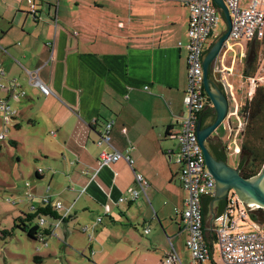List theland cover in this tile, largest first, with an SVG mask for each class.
Here are the masks:
<instances>
[{
  "label": "crops",
  "instance_id": "obj_1",
  "mask_svg": "<svg viewBox=\"0 0 264 264\" xmlns=\"http://www.w3.org/2000/svg\"><path fill=\"white\" fill-rule=\"evenodd\" d=\"M31 1L0 0L4 82L16 81L27 92L20 101L8 98L17 115L5 140L15 150L27 148L25 193L29 198L24 212L44 207L46 198L53 205L61 202L71 209V221H52L48 227L46 222L44 227L53 229V237L60 231L67 242H72L70 228L77 227L88 236L90 259L99 263L111 259L113 264L123 260L164 264L174 249L184 264L182 254L188 248L182 211L187 193L174 157L167 155L176 146L167 139V132L177 128L184 115L187 0ZM32 3L37 20L30 14ZM226 31L216 33L205 55ZM226 44L218 58L219 70L216 63L211 72L227 77L239 103L241 78L254 74L253 65L250 72L247 68L252 42ZM27 71H38L52 94L46 96L31 86ZM5 97L0 90V99ZM107 123H113L111 146L99 145ZM228 123L237 124L233 114ZM222 128L224 135H216L227 145L226 161L238 168L237 140L231 141L233 133ZM113 149L134 159V168L123 160L101 166L102 152ZM135 172L149 182L148 198L141 195L134 202H120L129 197L131 188L137 189ZM216 195L217 189L213 197L203 199H210L205 218L210 243L214 242V220L226 203L218 202ZM155 217L168 242L158 231ZM68 247L77 246L72 242ZM189 254V264H223L216 248L206 262L195 263Z\"/></svg>",
  "mask_w": 264,
  "mask_h": 264
},
{
  "label": "built area",
  "instance_id": "obj_2",
  "mask_svg": "<svg viewBox=\"0 0 264 264\" xmlns=\"http://www.w3.org/2000/svg\"><path fill=\"white\" fill-rule=\"evenodd\" d=\"M230 12L231 30L228 41L238 43L259 42L264 39V0H223ZM30 2H32L30 0ZM190 11L188 29V86L184 96V115L177 128H170L167 139L175 142V148L167 152L168 157H174L178 167V178L184 191L187 193L182 219L187 231L186 246L195 263L206 262L210 259L211 246L219 251L223 264H264V208L247 211L242 201L236 195H230L226 201L224 212L215 220L212 227L214 242H209L206 236L205 217L203 212V199L213 197L216 191V181L206 167L204 153L197 141V121L204 111L209 98L204 87V71L201 64L209 42L217 33L218 26L223 18L214 8L211 0H187ZM30 14L35 20L37 17L36 5L32 3ZM228 44V43H227ZM226 44V45H227ZM181 45V44H180ZM225 45V47H226ZM29 84L37 87L42 94H52L50 88L40 79L38 71H27ZM221 76V74H220ZM5 72L0 68V90L7 97L0 99V114L2 115L3 129L0 132V146L5 142L9 125L17 112L8 102V98L20 101L27 97V92L16 81L4 82ZM224 81H223V79ZM223 90L230 101V111L234 107L237 124H223L232 133L243 132L248 124L249 115L244 110L251 102L259 87H264V74L250 75L241 78L242 91L240 102L234 95V88L227 82V77H221ZM234 104V106H233ZM227 117V119H228ZM226 119V120H227ZM113 123H107L100 134L99 145H109L110 132ZM237 154L241 153L238 145ZM125 161L132 169L135 160L128 154L116 149L112 152L103 151L99 164L110 166L119 161ZM42 172V170H39ZM88 174V172H85ZM137 189L129 190V197L120 199V202L130 200L134 202L144 195L148 198L149 182L135 172ZM49 203V199H44ZM54 208L63 212V216L71 215V209L57 202ZM102 221L98 219V223ZM46 221L42 219L40 225ZM57 227V226H56ZM85 230V228H84ZM87 230V228H86ZM146 234L150 233L147 229ZM43 242V240H42ZM215 243V246H214ZM164 264H183L181 258L173 249Z\"/></svg>",
  "mask_w": 264,
  "mask_h": 264
},
{
  "label": "rangeland",
  "instance_id": "obj_3",
  "mask_svg": "<svg viewBox=\"0 0 264 264\" xmlns=\"http://www.w3.org/2000/svg\"><path fill=\"white\" fill-rule=\"evenodd\" d=\"M225 30H227V26L222 22L217 28V36H220ZM255 50L256 60L253 63V75L260 76L264 74V39L256 42ZM19 85L22 87L21 84ZM222 127L217 130L221 136L224 135ZM243 132L240 131L239 134L234 132L231 137V141L237 140L240 148L243 144ZM5 144L0 156V264H113L111 259L101 263L99 260L96 262L90 259L88 236L80 232L77 227L70 228L71 241L77 246L74 250L72 247H68L72 246V242H67L65 237L60 235V231H58L59 236H52L43 242L33 241L26 233L19 230L15 231L11 237L4 236L3 231L12 230L15 220L21 214L26 215L24 205L27 202L26 196L29 198L25 193L27 148L15 150L8 141ZM18 158L21 159V163L18 162ZM45 220L47 222L46 227L53 221L51 218H45ZM155 221L158 231L163 234V238L168 242L169 236L165 234L156 217ZM37 222L39 221L36 220ZM216 256L219 260V256ZM182 257L184 264H189L191 258L186 248H184ZM38 258H43V261H37ZM126 263L128 262L123 260L115 264Z\"/></svg>",
  "mask_w": 264,
  "mask_h": 264
},
{
  "label": "water",
  "instance_id": "obj_4",
  "mask_svg": "<svg viewBox=\"0 0 264 264\" xmlns=\"http://www.w3.org/2000/svg\"><path fill=\"white\" fill-rule=\"evenodd\" d=\"M211 1L216 11L223 18L227 31L214 42L201 61L204 71V87L215 111V120L208 126H204L202 120L198 122L197 141L204 153L206 167L216 181L217 197L215 199L218 202L227 201L230 195H236L242 201L247 211L264 208V165L258 175L249 179L244 178L239 168H233L226 160H219L209 146L208 141L210 137L216 133L218 128L223 126L230 111V101L224 90L218 86V82H221V76L218 73L212 74L211 70L216 63V68L219 70L220 64L218 63V58L229 39L231 16L223 0ZM255 45L256 42L253 41L248 54V72H250L256 60ZM213 217L211 208V220Z\"/></svg>",
  "mask_w": 264,
  "mask_h": 264
},
{
  "label": "trees",
  "instance_id": "obj_5",
  "mask_svg": "<svg viewBox=\"0 0 264 264\" xmlns=\"http://www.w3.org/2000/svg\"><path fill=\"white\" fill-rule=\"evenodd\" d=\"M249 74V73H247ZM244 110L248 112V124L242 133L243 144L241 146L240 163L238 168L244 178H252L261 171L264 165V87H259L256 90L255 96L249 102ZM201 120V114L198 117V122ZM214 154L219 160H227L228 148L220 139L213 145ZM3 147L0 146V152ZM210 199L203 202L204 217L207 215V205ZM226 203L223 205V210ZM223 212V211H222ZM63 212L56 210L51 201L44 207L36 211L20 216L15 220L12 230H5V237H11L15 231L19 230L26 233L33 241H46L48 237L54 235L52 228H45L40 225V221L45 218H51L57 223H68L71 221V215L63 216ZM36 220L39 222L36 223ZM46 221V220H45ZM45 225V224H44ZM211 246L210 260L212 259L213 250ZM37 261L42 262L43 258H38Z\"/></svg>",
  "mask_w": 264,
  "mask_h": 264
},
{
  "label": "flooded vegetation",
  "instance_id": "obj_6",
  "mask_svg": "<svg viewBox=\"0 0 264 264\" xmlns=\"http://www.w3.org/2000/svg\"><path fill=\"white\" fill-rule=\"evenodd\" d=\"M218 86H220V88L223 89V85H222L221 82H218ZM201 120H202L204 126L210 125L215 120V111H214L213 106H212V104H211L210 101H208V103H207L204 111L201 114ZM216 134H217V131H216V133H214L210 137V139L208 141L209 142V146H210L212 152H214L213 151V149H214V146L213 145L217 142V140H219V138L217 137Z\"/></svg>",
  "mask_w": 264,
  "mask_h": 264
}]
</instances>
